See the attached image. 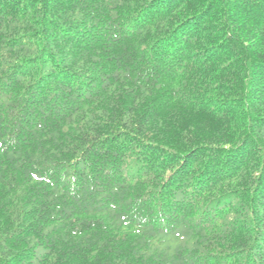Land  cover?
I'll use <instances>...</instances> for the list:
<instances>
[{
	"label": "trees",
	"instance_id": "trees-1",
	"mask_svg": "<svg viewBox=\"0 0 264 264\" xmlns=\"http://www.w3.org/2000/svg\"><path fill=\"white\" fill-rule=\"evenodd\" d=\"M0 264H264V0H0Z\"/></svg>",
	"mask_w": 264,
	"mask_h": 264
}]
</instances>
